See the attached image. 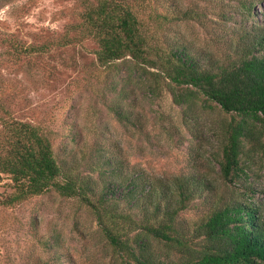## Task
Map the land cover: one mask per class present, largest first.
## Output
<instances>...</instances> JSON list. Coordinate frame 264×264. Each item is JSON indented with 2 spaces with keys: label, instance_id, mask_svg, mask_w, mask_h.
Returning <instances> with one entry per match:
<instances>
[{
  "label": "trees",
  "instance_id": "1",
  "mask_svg": "<svg viewBox=\"0 0 264 264\" xmlns=\"http://www.w3.org/2000/svg\"><path fill=\"white\" fill-rule=\"evenodd\" d=\"M229 1L237 3L250 24L227 39L224 58L197 51L185 39H167L166 26L178 19L195 20L199 12L188 9L180 18L173 12L159 14L152 0H80L77 20L57 43H94L98 67L112 87L105 106L124 124L133 117L128 104L132 75L145 80L156 96L169 92L190 130L197 129L201 101L227 115L217 125L214 156L222 179L234 188L230 196L211 201L205 194L212 189L206 176L191 172L164 180L125 169L118 157L100 149L98 180L82 178L57 158L40 126L0 116V177L9 176L13 189L1 205L52 191L75 199L95 216L119 264H264V209L247 184L257 154L264 153V15L262 20L256 15L264 0ZM225 13L221 8L219 14ZM0 42L8 46L0 63L15 64L54 44H25L8 35ZM202 198L204 213L189 234L181 215Z\"/></svg>",
  "mask_w": 264,
  "mask_h": 264
},
{
  "label": "rangeland",
  "instance_id": "2",
  "mask_svg": "<svg viewBox=\"0 0 264 264\" xmlns=\"http://www.w3.org/2000/svg\"><path fill=\"white\" fill-rule=\"evenodd\" d=\"M152 1L159 14L173 12L178 18L196 9L199 17L172 21L165 36L185 39L195 50L211 51L217 58H224L227 39L250 24L237 3L229 0ZM6 6L9 10L0 20V37L8 35L36 46L54 44L34 58L0 63V106L7 110H0L1 117L40 126L50 136L57 158H63L66 168H76L82 178L98 180L97 166H103L100 149L107 152L102 153L105 156L118 157L125 169L135 168L164 180L191 172L206 176L212 189L205 194L211 201L231 195L234 188L222 179L214 156L219 147L217 125L227 115L201 101L195 113L197 129L190 130L169 92L156 96L143 84L145 80L132 75L128 104L133 117L130 124H124L105 106L112 99V87L106 86V76L98 67L94 43L77 39L68 45L57 43L77 20L80 0H0V9ZM221 8L225 14H219ZM256 12L262 20L264 5ZM160 38L164 37L160 34ZM7 47L0 42V58ZM247 184L264 209V153L257 154ZM10 187L9 176L2 174L0 264H119L95 216L77 200L52 191L2 206L13 190ZM203 204V198L193 201L181 215L189 234L204 213ZM58 256L62 261H57ZM70 257L72 263H68Z\"/></svg>",
  "mask_w": 264,
  "mask_h": 264
},
{
  "label": "clouds",
  "instance_id": "3",
  "mask_svg": "<svg viewBox=\"0 0 264 264\" xmlns=\"http://www.w3.org/2000/svg\"><path fill=\"white\" fill-rule=\"evenodd\" d=\"M9 8L6 6L3 9H0V20H3L6 18L5 14L8 12Z\"/></svg>",
  "mask_w": 264,
  "mask_h": 264
}]
</instances>
